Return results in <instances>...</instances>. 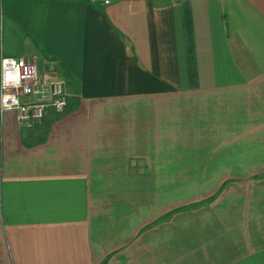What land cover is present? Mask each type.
Wrapping results in <instances>:
<instances>
[{"label": "crops", "instance_id": "crops-1", "mask_svg": "<svg viewBox=\"0 0 264 264\" xmlns=\"http://www.w3.org/2000/svg\"><path fill=\"white\" fill-rule=\"evenodd\" d=\"M2 57L69 105L0 104V264H264V0H0Z\"/></svg>", "mask_w": 264, "mask_h": 264}, {"label": "built area", "instance_id": "built-area-1", "mask_svg": "<svg viewBox=\"0 0 264 264\" xmlns=\"http://www.w3.org/2000/svg\"><path fill=\"white\" fill-rule=\"evenodd\" d=\"M23 96H33L34 100L24 101ZM0 104L3 110H15L21 125L32 127L42 123L48 106L64 112L69 96L64 81L42 71L35 58L2 57Z\"/></svg>", "mask_w": 264, "mask_h": 264}, {"label": "rangeland", "instance_id": "rangeland-1", "mask_svg": "<svg viewBox=\"0 0 264 264\" xmlns=\"http://www.w3.org/2000/svg\"><path fill=\"white\" fill-rule=\"evenodd\" d=\"M240 150V149H239ZM245 151H246V153H245V155H246V157H245V160L246 161H249V159L248 158H250V156H248V152L249 153H254V158H255V160L256 159H260L261 160V162L262 163H245V164H243V170H244V172H248V171H251V170H255V171H264V147H261V148H251V149H247V148H245L244 149ZM229 151L230 152H232V150H231V148H229ZM257 155H260V156H258L257 157ZM240 164V163H239ZM237 165V164H230V167L232 166V167H236V166H241V165ZM240 171H242L241 169H240ZM213 182V184H214V186H215V184L217 183V181H212ZM219 182V181H218ZM207 185L208 184H210L209 183V181H207V182H205ZM204 184V183H203ZM205 185V184H204Z\"/></svg>", "mask_w": 264, "mask_h": 264}]
</instances>
